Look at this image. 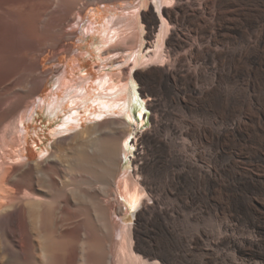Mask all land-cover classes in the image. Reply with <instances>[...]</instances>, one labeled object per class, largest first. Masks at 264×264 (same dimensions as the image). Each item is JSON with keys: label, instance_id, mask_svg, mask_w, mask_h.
<instances>
[{"label": "bare ground", "instance_id": "bare-ground-1", "mask_svg": "<svg viewBox=\"0 0 264 264\" xmlns=\"http://www.w3.org/2000/svg\"><path fill=\"white\" fill-rule=\"evenodd\" d=\"M125 1L0 0V264H264V0H167L159 18L142 14L149 36L159 22L171 35L160 64L135 74L155 113L120 182L133 209L142 194L152 200L135 226L114 223L106 201L120 186L128 126L100 114L125 111L117 84L126 71L105 75L101 88L113 92L94 106L93 125L68 138L69 128H52L51 151L32 161L21 126L44 90L45 54L59 62L71 53L65 29L89 7ZM121 25L137 30L138 20L113 23ZM84 101H69L61 116L78 119ZM197 112L205 121L188 124Z\"/></svg>", "mask_w": 264, "mask_h": 264}, {"label": "rangeland", "instance_id": "rangeland-1", "mask_svg": "<svg viewBox=\"0 0 264 264\" xmlns=\"http://www.w3.org/2000/svg\"><path fill=\"white\" fill-rule=\"evenodd\" d=\"M199 6L197 3L194 7ZM166 7H172L171 4L167 3V0H128L112 6L101 4L96 8L89 7L82 19L75 17L73 24L65 29L66 39L63 43L64 46L73 45L72 51L68 56H62L59 62L54 61L55 52L48 51L45 54L42 71L45 75L47 74L46 84L43 92L35 98L33 108H30L28 112L25 123L26 129L22 130L21 127V131L25 134L27 140L25 146L29 152L35 154L32 161L42 160L51 151L54 144V138L49 135V131L53 128L52 124L61 116L62 113L60 111L67 109V103L72 101V97L79 90L83 93L79 98L81 100L96 96L98 93H112L113 90H110L108 87L110 84H105V89H103L101 88L103 81L99 85H96L97 81L101 78L108 79L105 76L107 74L118 80L121 78L122 71H126L127 81L117 84L118 87H123L126 94H119L117 97L122 98V95L126 96L131 108L138 111L139 118L142 113L144 115L141 118L143 120L139 119L136 124L133 123L134 125L128 129L129 136L127 137L133 136V139L128 147H125L124 150L122 149L123 165L118 184L132 173L134 170L133 161L135 160V153H137L136 149L139 147V139L146 131L152 128V121L155 117V113L150 108L152 102L143 96L142 86L135 74L140 70L160 64L157 59L161 55H165L166 43L168 37L171 35L169 31L166 36H163L164 32L162 33V30L164 31L165 24L159 22L156 30L149 36V30H147L146 25L142 22L141 16L151 9L159 18V15L162 14L161 12ZM119 17L130 18L132 21L138 20L137 30L130 29L125 31L122 25L121 27H113L114 21L119 19ZM170 30L177 32L180 36L187 35V31H184V29L170 28ZM127 40H132L134 44L126 45L125 42ZM195 45L196 43L193 40L189 41V48ZM115 47H121L122 50L108 53ZM179 54L188 56V52ZM179 54L171 56L168 66H166L167 68L173 69L176 66ZM136 63L138 64L136 65ZM185 63L187 67L190 66L189 68L194 69L195 66H191L188 60ZM134 68H136L134 77H131L130 72ZM135 83L139 85V90L135 91ZM71 90L73 91L69 93ZM91 104L90 102H85L81 105L82 108L79 110L80 114L76 123L77 126L74 127V124H72L68 127L69 133L66 136L67 138L80 133L94 124L93 119H90L87 112H84V109L87 111L93 109ZM49 109H51L50 112H48ZM188 114V124L195 123V125H201L205 121L201 118L202 116L199 112ZM135 128L138 132L134 135ZM187 138L188 141L186 142L194 144L193 146L195 147V142L198 139L191 136ZM41 152L43 155L39 156ZM117 188H115L117 194L106 199L115 208L112 214L113 222L119 226L132 228L136 224V217L127 216V207H131V205L129 204L128 197L122 196V183L120 186L117 185ZM140 199L146 205L152 204V200H149L146 194H142ZM142 203L140 209L142 208ZM133 207L135 206H132L131 209ZM119 217L122 219L120 220ZM115 240L118 241V238L115 237ZM206 264L216 263L208 262Z\"/></svg>", "mask_w": 264, "mask_h": 264}]
</instances>
